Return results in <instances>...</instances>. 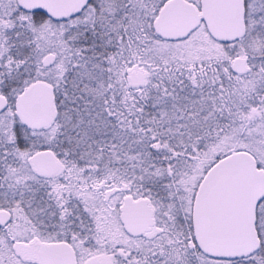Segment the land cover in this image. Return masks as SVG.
Instances as JSON below:
<instances>
[{
    "label": "snow or ice",
    "instance_id": "obj_1",
    "mask_svg": "<svg viewBox=\"0 0 264 264\" xmlns=\"http://www.w3.org/2000/svg\"><path fill=\"white\" fill-rule=\"evenodd\" d=\"M0 264H264V0H0Z\"/></svg>",
    "mask_w": 264,
    "mask_h": 264
}]
</instances>
